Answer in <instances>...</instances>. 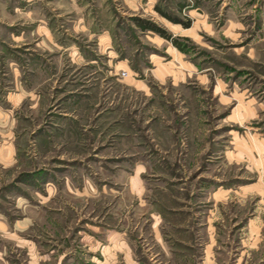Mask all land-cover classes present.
Masks as SVG:
<instances>
[{"label": "rangeland", "instance_id": "1", "mask_svg": "<svg viewBox=\"0 0 264 264\" xmlns=\"http://www.w3.org/2000/svg\"><path fill=\"white\" fill-rule=\"evenodd\" d=\"M0 264H264V0H0Z\"/></svg>", "mask_w": 264, "mask_h": 264}, {"label": "trees", "instance_id": "2", "mask_svg": "<svg viewBox=\"0 0 264 264\" xmlns=\"http://www.w3.org/2000/svg\"><path fill=\"white\" fill-rule=\"evenodd\" d=\"M138 25L144 30L146 29V30L157 32L161 37L171 41L175 45V47H178V45L176 44V41L174 39H171V37L166 32H163L162 30L158 29L157 27H155L151 24L146 25V24H142V23H138ZM186 27H188V26H186Z\"/></svg>", "mask_w": 264, "mask_h": 264}]
</instances>
